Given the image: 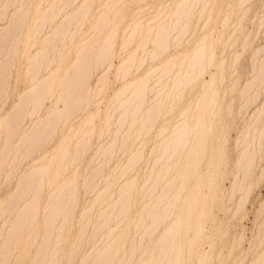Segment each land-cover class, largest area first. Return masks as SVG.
Here are the masks:
<instances>
[{
  "label": "bare ground",
  "instance_id": "bare-ground-1",
  "mask_svg": "<svg viewBox=\"0 0 264 264\" xmlns=\"http://www.w3.org/2000/svg\"><path fill=\"white\" fill-rule=\"evenodd\" d=\"M263 28L261 0H0V264H264Z\"/></svg>",
  "mask_w": 264,
  "mask_h": 264
},
{
  "label": "rangeland",
  "instance_id": "rangeland-1",
  "mask_svg": "<svg viewBox=\"0 0 264 264\" xmlns=\"http://www.w3.org/2000/svg\"><path fill=\"white\" fill-rule=\"evenodd\" d=\"M261 1H262V3L264 4V0H261ZM249 28L252 29L251 26H249ZM262 33H263V34H262ZM259 36L264 37V28L260 30V32H259ZM260 41H261V40H255L254 43H255V44H258ZM117 63H118V60H117V59H114V61H113V68H112L111 72H110L109 75H108V77H109V81H110V86H109V88L106 90V93H105V97H106V98L110 97V96L112 95L113 91H114L113 89L119 85V83L116 82V78H115V68H116V66H117ZM115 64H116V65H115ZM205 79H206V80L209 79V75H208V74H207V76L205 75ZM96 81H97V76H94L93 79H92V85H94V84L96 83ZM116 83H117V84H116ZM25 85H26V84L24 83L23 80H20V81L16 84V90H15V92L12 93V95L10 96L9 101H8V103H7V105H6V110L11 106V104H12L13 102H15V101L17 100V94H16V92H19L20 90L24 89ZM114 85H115V86H114ZM49 105H50V102H49V101H46V102H45V106L48 107ZM30 122H31V120H30L29 118H27L26 121H25V124H26V125H29ZM234 135H235V134L232 133V137H233ZM53 145H54V143H51L49 146H50V147H53ZM260 193H261V195H264V188H261V189H260ZM3 195H4V193L2 192L1 195H0V197H3ZM248 210H251V207H250V206H248ZM220 216L222 217V214H220ZM251 221H252V212L250 211L249 214H248V216L242 221V223H241V224H238V225L236 226V229H237V230H241L242 227H246V228L249 229V228L251 227ZM211 225L214 226V225H216V223H213V222H212ZM211 225H210V226H211ZM230 226H231V228H232L233 224H230ZM245 245H247V242H246ZM207 249H208V247H207ZM228 262H229L230 264H232V263L234 262V260L231 259V260H229Z\"/></svg>",
  "mask_w": 264,
  "mask_h": 264
}]
</instances>
